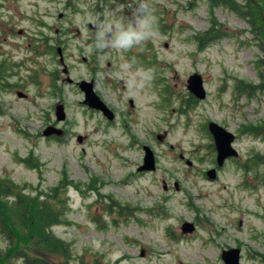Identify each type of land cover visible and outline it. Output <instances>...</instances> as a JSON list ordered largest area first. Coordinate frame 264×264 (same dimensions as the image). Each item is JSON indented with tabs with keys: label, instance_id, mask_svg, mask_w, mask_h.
Here are the masks:
<instances>
[{
	"label": "rangeland",
	"instance_id": "obj_1",
	"mask_svg": "<svg viewBox=\"0 0 264 264\" xmlns=\"http://www.w3.org/2000/svg\"><path fill=\"white\" fill-rule=\"evenodd\" d=\"M134 3L0 0V178L42 198L62 183L52 205L62 206L64 222L52 231L70 246L68 264H226L222 251L232 247L241 249L240 264H264V133L256 132L264 91L248 86L261 80L264 34L224 4L157 0V35L142 50L97 53L89 17L108 23L130 16ZM194 72L203 76L205 99L187 87ZM148 73L146 87L130 86ZM68 77H97L114 119L85 104ZM210 121L236 134L239 156L221 167ZM49 125L63 134L45 136ZM144 145L155 154L154 170L138 169ZM185 221L196 229L183 232ZM8 246L0 234V251Z\"/></svg>",
	"mask_w": 264,
	"mask_h": 264
},
{
	"label": "trees",
	"instance_id": "obj_2",
	"mask_svg": "<svg viewBox=\"0 0 264 264\" xmlns=\"http://www.w3.org/2000/svg\"><path fill=\"white\" fill-rule=\"evenodd\" d=\"M210 1L214 6L227 5L249 19L257 35L264 34V0H247L245 4L237 0ZM260 46L264 50L263 42H260ZM259 66L262 68L260 82L248 86L251 90L264 91V58L259 61ZM256 132L264 133V125ZM60 187L62 183L52 189L51 198H42L41 194L32 196L23 192L24 188H19L12 180L0 178V234L9 244L5 253L0 251V264H10L16 259H23L25 264H56L46 257L49 254L65 258L68 264L70 246L52 231L54 225L64 222L62 206L52 205L55 201H61Z\"/></svg>",
	"mask_w": 264,
	"mask_h": 264
},
{
	"label": "water",
	"instance_id": "obj_3",
	"mask_svg": "<svg viewBox=\"0 0 264 264\" xmlns=\"http://www.w3.org/2000/svg\"><path fill=\"white\" fill-rule=\"evenodd\" d=\"M68 69H66L67 72ZM69 81L73 79L68 77ZM80 88L85 93L84 103L88 104L92 108H96L101 110L108 119H113L115 114L113 110L100 98V96L96 93L93 82L88 80H81L79 82ZM187 87L188 89L198 98L205 99L207 96V92L204 86L203 76L194 72L187 79ZM20 96H26L23 92H19ZM56 116L58 120H64L66 117L65 107L63 103H58L55 107ZM208 128L211 134L214 137L216 149H217V163L219 166H222L225 163V160L229 157H237L239 152L233 146V142L235 141L236 135L228 130L226 127L221 125L216 121H210L208 123ZM45 136H50L53 134L62 135L63 129L49 125L43 132ZM159 139L163 138V135H158ZM83 140V136H79V141ZM145 155L144 161L141 166H139V171L144 170H154L156 168V158L153 150L148 146L144 145ZM207 175L214 179L217 176V169L212 168L208 171ZM196 229V226L193 222L185 221L182 224V230L185 233L193 232ZM222 257L226 264H240L241 259V249L237 247H232L228 249H224L222 251Z\"/></svg>",
	"mask_w": 264,
	"mask_h": 264
},
{
	"label": "clouds",
	"instance_id": "obj_4",
	"mask_svg": "<svg viewBox=\"0 0 264 264\" xmlns=\"http://www.w3.org/2000/svg\"><path fill=\"white\" fill-rule=\"evenodd\" d=\"M157 0H135L129 7L130 16L119 17L108 23L89 17L95 27V46L97 49L110 48L116 52H127L133 49L142 50L150 39L157 35V18L154 13ZM117 12L121 11L119 7ZM121 69L128 73L131 64H122ZM151 82V74H142L140 80L130 83L137 90L143 89Z\"/></svg>",
	"mask_w": 264,
	"mask_h": 264
},
{
	"label": "flooded vegetation",
	"instance_id": "obj_5",
	"mask_svg": "<svg viewBox=\"0 0 264 264\" xmlns=\"http://www.w3.org/2000/svg\"><path fill=\"white\" fill-rule=\"evenodd\" d=\"M62 15V14H61ZM60 15V16H61ZM62 32V31H61ZM56 33H60V29L58 28V29H56ZM49 49H54L55 47L53 46V44H52V46H49L48 47ZM95 51H97V48L95 49ZM56 52L59 54V56H60V59H59V61L62 63V65H63V70H62V72L63 73H66V69H68V71H69V68L67 67V65L65 64V58H64V49L61 47V46H57V48H56ZM97 53H98V51H97ZM87 58H85L84 60H86ZM107 64H108V66H112V63L110 62V61H108L107 62ZM95 70L97 71L98 70V67H96L95 68ZM69 83H76L79 87H80V85H79V82L80 81H75V80H72V81H69L68 79H66ZM90 81H92L93 82V86H94V89H95V91H96V93L100 96V98L113 110V108L110 106V104H108L107 103V101L97 92V83H98V79H97V77H92L91 79H90ZM81 89V88H80ZM192 94V93H191ZM193 95V94H192ZM194 96V95H193ZM129 103H130V106L131 107H135L136 106V104H135V102H134V99H130L129 100ZM93 109H95V110H97V112H99V113H101L102 115H104L106 118H107V116L101 111V110H99V109H96V108H93ZM114 112V111H113ZM115 114V113H114ZM108 119V118H107ZM114 119V118H113ZM113 119H108V120H110V121H112Z\"/></svg>",
	"mask_w": 264,
	"mask_h": 264
}]
</instances>
